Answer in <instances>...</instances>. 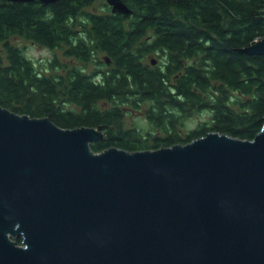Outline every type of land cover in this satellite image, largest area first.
Listing matches in <instances>:
<instances>
[{
    "label": "water",
    "instance_id": "water-1",
    "mask_svg": "<svg viewBox=\"0 0 264 264\" xmlns=\"http://www.w3.org/2000/svg\"><path fill=\"white\" fill-rule=\"evenodd\" d=\"M105 135L0 104V264H264V124L96 152Z\"/></svg>",
    "mask_w": 264,
    "mask_h": 264
},
{
    "label": "trees",
    "instance_id": "trees-1",
    "mask_svg": "<svg viewBox=\"0 0 264 264\" xmlns=\"http://www.w3.org/2000/svg\"><path fill=\"white\" fill-rule=\"evenodd\" d=\"M94 1L0 0V104L68 128L103 125L96 152L187 144L211 130L250 139L262 130L264 54L238 48L264 37V0H125L130 15L89 11ZM17 36L85 63L104 52L111 63L91 72L58 50L35 59ZM158 53L157 65L147 59ZM137 108L148 128L125 124ZM198 112L210 118L183 133Z\"/></svg>",
    "mask_w": 264,
    "mask_h": 264
},
{
    "label": "rangeland",
    "instance_id": "rangeland-1",
    "mask_svg": "<svg viewBox=\"0 0 264 264\" xmlns=\"http://www.w3.org/2000/svg\"><path fill=\"white\" fill-rule=\"evenodd\" d=\"M98 3L101 6L103 2L102 0H100ZM92 10H96L102 13L107 11V10L102 11L101 7L98 8V10L95 9V7H92L91 9H89V11H92ZM15 39H16V42L20 41L22 43H27V49H26L27 55L34 57L35 59L47 61L52 57L55 58V56L57 55V52L59 51L60 58L63 59V61L66 62L67 64L74 63V64H79V66L87 65L86 66L87 70L91 72L96 69H100V68H104V69L108 68L107 67L108 62L104 60L106 57V54H104V52L96 53L93 60H91L88 63H85L82 61H78V58L73 59V57H76V56L66 55V51L62 49H58V47L55 50H52V48L50 47H46V46L39 47L37 45H34L31 41L27 42V40H25L22 37L17 36V38ZM147 59L151 61L150 57H148ZM209 118H210V115L207 112H198L197 114H193L189 119H186V128L183 130V133H185L187 129H191V128L196 129L199 126V123ZM125 124L127 126H132V127L138 126L140 128L142 127L148 128L149 126H151V123H149L148 118H146L144 110L139 109V108L130 110V112L126 115Z\"/></svg>",
    "mask_w": 264,
    "mask_h": 264
},
{
    "label": "flooded vegetation",
    "instance_id": "flooded-vegetation-1",
    "mask_svg": "<svg viewBox=\"0 0 264 264\" xmlns=\"http://www.w3.org/2000/svg\"><path fill=\"white\" fill-rule=\"evenodd\" d=\"M100 0H96V1H94L93 3H92V5L91 6H89V8L91 9L92 7H95V9H97L98 10V8H100L101 7V10L102 11H105V10H110V11H113L112 10V8H113V5L112 4H110L109 2H108V0H102V5L100 6L99 5V2ZM15 2H26V1H15ZM56 2V1H55ZM26 3H34V4H36V5H38V6H42V5H48L49 3H51V2H47V1H43V0H28ZM76 24H77V22H76ZM83 25H85V23H82ZM79 25L80 24H77V27L80 29V27H79ZM76 26V25H75ZM78 29V31H79V33L81 32V33H86L87 34V32H85V29H80L79 30ZM30 41L34 44V45H37V46H39V47H42V46H44L42 43H40V40L39 39H30ZM96 53H97V51H96ZM160 53H158L156 56H154V55H149V57L151 58V57H155V59H158V62L155 64V63H153V64H155V65H157L158 63H159V61H160ZM108 56H107V54H106V57H105V61H107L108 63H107V65L109 64V63H111V61H110V59L108 60ZM148 58V57H147ZM73 59H76V57H73ZM91 60H93V59H91ZM64 69H66V68H64ZM100 70V72H103L104 70H106V69H104V68H100L99 69Z\"/></svg>",
    "mask_w": 264,
    "mask_h": 264
}]
</instances>
